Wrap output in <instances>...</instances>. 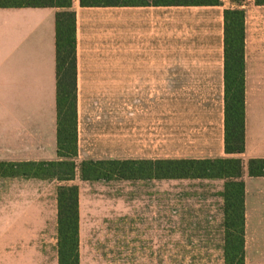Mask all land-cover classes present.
Listing matches in <instances>:
<instances>
[{"label": "crops", "instance_id": "obj_1", "mask_svg": "<svg viewBox=\"0 0 264 264\" xmlns=\"http://www.w3.org/2000/svg\"><path fill=\"white\" fill-rule=\"evenodd\" d=\"M237 6L235 0L92 6L72 0L69 8L0 4V161L60 159L57 98L66 84L59 71L57 13L73 11L76 178L90 181L79 170L90 159L148 161L147 177L122 180L157 185L165 179L158 177V161L241 158L245 264H264V175H250L248 167L250 159L264 158V5L242 1L245 150L240 154L225 148L224 10ZM204 179L221 181L224 191L226 179Z\"/></svg>", "mask_w": 264, "mask_h": 264}, {"label": "rangeland", "instance_id": "obj_2", "mask_svg": "<svg viewBox=\"0 0 264 264\" xmlns=\"http://www.w3.org/2000/svg\"><path fill=\"white\" fill-rule=\"evenodd\" d=\"M60 184L0 177V264H59ZM69 184L79 186V264H225L221 181Z\"/></svg>", "mask_w": 264, "mask_h": 264}, {"label": "trees", "instance_id": "obj_3", "mask_svg": "<svg viewBox=\"0 0 264 264\" xmlns=\"http://www.w3.org/2000/svg\"><path fill=\"white\" fill-rule=\"evenodd\" d=\"M264 5V0H255ZM219 5L222 0H80L81 5L148 4ZM72 0H0L2 5H37L69 8ZM225 18V148L227 153L245 150V9L224 10ZM75 13H57V47L59 71L64 72V89L57 98V130L59 160L0 161V177L56 179L58 186V252L59 264H79V186L69 184L77 175L78 118L75 93L76 36ZM148 161L125 162L118 159L83 160V180H112L147 177ZM249 173L264 175V158L249 160ZM155 165H153V169ZM158 177L226 179L225 264H245L244 182L241 180L243 161L238 157L217 159H165L157 162Z\"/></svg>", "mask_w": 264, "mask_h": 264}]
</instances>
